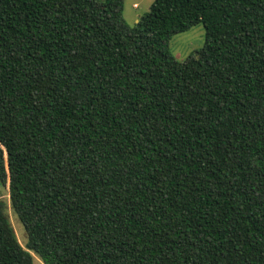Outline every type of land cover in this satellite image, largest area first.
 <instances>
[{"label":"trees","instance_id":"1","mask_svg":"<svg viewBox=\"0 0 264 264\" xmlns=\"http://www.w3.org/2000/svg\"><path fill=\"white\" fill-rule=\"evenodd\" d=\"M123 11L0 0V264H264V0Z\"/></svg>","mask_w":264,"mask_h":264},{"label":"rangeland","instance_id":"2","mask_svg":"<svg viewBox=\"0 0 264 264\" xmlns=\"http://www.w3.org/2000/svg\"><path fill=\"white\" fill-rule=\"evenodd\" d=\"M155 0H124V17L130 26H134L144 14L148 13ZM205 27L202 23L188 31L176 34L170 41V50L178 60H185L189 55L196 53L205 43ZM0 198L8 204L7 214L15 229L20 243L26 247L28 237L23 223L13 211L9 199V189L0 188ZM35 264H45L42 258L32 252Z\"/></svg>","mask_w":264,"mask_h":264}]
</instances>
